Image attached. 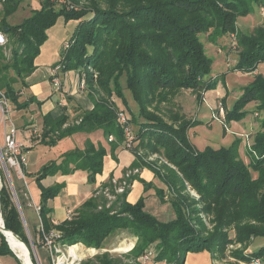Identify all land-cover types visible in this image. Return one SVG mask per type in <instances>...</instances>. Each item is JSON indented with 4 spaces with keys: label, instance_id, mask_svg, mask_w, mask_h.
I'll return each instance as SVG.
<instances>
[{
    "label": "trees",
    "instance_id": "1",
    "mask_svg": "<svg viewBox=\"0 0 264 264\" xmlns=\"http://www.w3.org/2000/svg\"><path fill=\"white\" fill-rule=\"evenodd\" d=\"M19 1H4V14L0 18V30L8 36L7 45L0 48V87L18 110L34 102L42 104L34 94L21 100L20 87L28 86L27 77L38 67L37 57L49 37V29L60 18L66 23L74 22L75 29L63 43L61 58L51 67L61 65L64 71L83 73L93 91L90 92L93 106L82 107L75 120H71L64 105L57 111L44 113L39 142L55 146L77 132L101 130L110 145L108 149L103 143L96 144L87 138L83 148L70 149L61 155L60 162L52 160L37 171L35 179L41 191L39 214L45 231L55 227L62 231V244L82 242L96 248L104 247V241L116 230L125 229L137 237L135 246L126 254L130 262L104 253L97 264H143L139 257L147 249L155 262L184 264L188 252L223 251L233 240L227 231L232 224L238 240L264 237V131L255 135L251 160L246 164L239 154L240 140L218 149L208 146L196 150L188 137L191 122L182 121L179 125L169 122L150 109L149 104L150 92L155 93L156 89L165 92L191 89L200 95L216 87L225 73L212 76L213 59L207 54L200 34L208 33L211 42H218L226 34L236 32L238 18L252 12L253 3L259 0H86L88 4L84 5H79L78 0H43L31 15L10 24L7 18L16 11ZM56 2L61 3L58 8ZM237 37L240 51L234 69L253 72L264 63V27L255 33H238ZM90 68L98 72L96 79ZM123 79L135 106L125 96ZM113 95L121 99L123 106L112 100ZM252 101H257L258 109L264 111L261 72L254 75L244 87L243 95L227 110L228 119L245 116L249 110L243 107ZM118 112L128 117L136 153L141 148L145 157L164 154L176 165V169L166 164L162 169L152 168L170 190L157 187L155 194L162 203H170L175 216L163 221L147 210L144 195L135 202L128 201V190L118 196L112 207L99 208L105 198L94 191L70 219L54 223L53 208L48 202L60 194L66 183L45 186L42 180L58 172L72 174L85 170L89 181L95 183L96 175L103 172L105 156L110 151L117 160L115 151L125 139ZM110 135L115 139L110 141ZM252 169L258 172L256 179ZM0 177L2 217L9 229L6 233L12 239L10 242L17 243L12 245L25 250L14 233L26 244L28 234L1 166ZM187 183L199 198L190 195ZM14 184L24 208L25 198ZM202 214L213 216L212 229ZM0 236V254H11L18 261L15 264H21L1 231ZM237 255L249 261L260 258L264 263V244L251 254Z\"/></svg>",
    "mask_w": 264,
    "mask_h": 264
},
{
    "label": "rangeland",
    "instance_id": "2",
    "mask_svg": "<svg viewBox=\"0 0 264 264\" xmlns=\"http://www.w3.org/2000/svg\"><path fill=\"white\" fill-rule=\"evenodd\" d=\"M4 1L0 0V18L4 14ZM78 1L79 5L88 4L86 0ZM42 2L43 0H20L16 11L8 16V22L10 24L21 22L24 18L31 15L34 8L40 7ZM56 3V7L58 8L61 3ZM75 26L76 24L74 22L70 21L66 23L63 18H60L57 23L49 29V37L41 47V52L37 57V66L39 67L38 76L41 78L36 76L27 81V87H20V89H22L20 93L22 96L21 100H25L32 94L36 97L38 96L36 95V91L33 87L35 88V86L40 83L41 88H44L45 92L49 93L45 95L47 96L46 98L42 96L43 94L41 95L40 98L43 99L40 101L44 100L42 104L38 105L37 102H34L28 105V107L18 110L16 109L14 103L9 100L11 112L7 116L6 121L9 126L10 120L16 124L18 129L17 138L21 141L23 140L24 145L26 144L24 151L27 158V164L31 169H34V167L38 168L40 165L42 167L43 165L50 163L52 160L60 162L62 157H59L62 154L59 155V152L62 151L66 145L64 142H59L55 146L50 147L39 143L36 148H33L32 151L29 152V154H26L28 150L27 146L35 139L41 138V134L43 132L42 122L43 112L45 110L43 105L46 101L45 99L50 98V100L55 103L57 108H60L62 104H65V102L66 104H69L71 108V110L69 109L71 120L77 119V116L83 110L82 107L86 108L90 105L93 106V97L91 96L93 93L90 94V92L93 91H91L89 85L87 86V81L83 73H80L77 70L64 71L63 69H60L54 75L52 74L51 69L49 70V73L47 72V68L50 67L49 65L61 58L63 43L71 37ZM261 27H264V0L254 2L253 11L238 18L237 31L226 34L220 38L218 42H211L209 40L208 33L200 34V38L204 42L207 54L213 59L212 76L225 73L221 76V79L216 87L207 91H202L200 95L191 89H177L170 90L168 92L156 89L155 93L150 92V109L156 110L167 121L178 125L182 123V121L191 122V127L188 128V137L190 143L196 150H204L208 146L218 149L221 146L231 144L233 140L237 139L240 140L239 154L241 158L246 164L250 163L251 147H253L255 142V135L260 131H264V127L262 125L264 111L258 109L257 101L249 102L243 107V109H247L249 111L240 119H228L227 110L232 108L239 97L243 95L244 87L254 79V75L256 73L261 72L264 75V63H261L258 69L253 72H243L241 70L234 69L238 62V52L240 51V46L237 44L238 33H255L256 30ZM5 52L7 55L10 54V50L7 48L5 49ZM89 70L93 73L94 79H96L98 77V72L92 68ZM42 74H45V76L43 75L42 77ZM83 81L85 82V86L82 88L79 82ZM122 85L124 87L125 96L129 100L128 102L133 105L131 98L132 94L127 88L126 81L124 79L122 80ZM94 86L95 88H98L96 81ZM96 94H100V92L97 91ZM60 97L62 99L59 100ZM112 100L123 106L121 99L116 95H113ZM77 105L81 108H77ZM4 122V116L0 114V149L6 156L3 138V130L5 129ZM134 128L136 130V127ZM25 137L27 139H25ZM123 143H125V139ZM135 146L136 145L132 147H125L134 154L135 164H130V166L125 169L123 176L120 179L111 175L107 181L100 184L99 187L94 190L97 195H103L105 198V201H102L103 203L101 202L102 204L99 205V208H102L103 206L107 208L112 207L114 202L118 199V196L123 194L126 190H128V194L131 192L133 183L136 180L142 183L144 188L143 192L153 189L156 193V188L160 187L159 184L163 185V187L160 188H164V190L168 192L170 191L167 184L158 175H156L152 168L155 166L162 169L164 164H166L168 167L176 169V165L168 161L164 154H150L145 157V155L143 156L141 148H139L140 151H138L137 154L134 151ZM112 157L115 159L113 155ZM35 161H37L36 164L34 163ZM0 166L4 169L1 160ZM24 166V176L10 165H8V169L14 187L15 182L17 186L20 187L25 198L24 208L22 206L21 207L26 224L24 223L22 216L21 219L28 234L29 244H27L34 252L33 260L36 264H84L85 262L97 264L99 258L104 253H108L116 260L120 259L124 262H130L131 258H129L126 254L135 246L137 237L128 230H116L104 241V247L102 248L88 247L82 242L72 245L62 244L60 241L62 231L60 229L54 227L50 231H45L39 214L40 208L38 210L37 206H33V208L26 209L28 203L33 204L27 189L28 183L32 189H35L37 186L39 187V185L36 179L32 180L29 172H26V164H24ZM165 170L168 171L167 168H165ZM149 171L153 174L154 180H148L144 177L143 173H147ZM252 175L253 178L256 179L258 177V172L252 169ZM50 176L48 177L50 178ZM110 180L111 183L109 184ZM49 182L50 181H47L46 184H49ZM1 187L2 180L0 177V189ZM187 191L192 197L199 198V194L192 189L188 183ZM61 196L64 197L63 194H60L52 199L60 201L62 198ZM14 200L16 202L15 196ZM147 202V210L157 215L163 221H168L175 216L172 207L171 209H168V205H166L167 202L163 204L157 195L151 196ZM75 213L76 211L73 212V210H68L66 219H70ZM202 216L204 217L207 226L212 229L213 223L210 220L213 219V216H206L204 214H202ZM227 231L233 240L226 244L223 251L218 250L215 253L210 252L212 258L216 261L215 264H264L262 263V260H260V262H257L258 259L249 261L241 259L237 255L241 252L245 255L251 254L252 251L257 250L264 244V237L252 236L246 241L238 240L234 224L228 227ZM32 232L34 234H32ZM52 232H54V234ZM50 234L53 236L51 243L52 250H50V246L46 243V236H49ZM13 252L20 260L21 264H23V261L16 254L14 249ZM146 252H149V249H147L145 253L139 257V260L142 261L143 264H156L157 262L154 261V257L144 261L145 259L143 257L146 255ZM16 262L18 261L15 256L11 254H0V264H15Z\"/></svg>",
    "mask_w": 264,
    "mask_h": 264
},
{
    "label": "crops",
    "instance_id": "3",
    "mask_svg": "<svg viewBox=\"0 0 264 264\" xmlns=\"http://www.w3.org/2000/svg\"><path fill=\"white\" fill-rule=\"evenodd\" d=\"M52 64H50L49 65L50 67L47 68L48 73H49V70L52 68L51 67ZM38 68L39 67H37L36 70L29 77H27V81L36 76L41 78L40 76H38V73H39ZM43 75L45 76V74H42V77ZM33 89L36 91V95H38L37 97L39 100L43 99V98H40L42 94H43L42 96L45 98L47 97L45 95L49 94L45 92L44 88L43 89L41 88L40 83L37 84L35 88L33 87ZM60 99L62 98L60 97L59 100ZM45 100L46 101L44 102V105H43L45 110L43 113H46L48 111H57L59 109L57 108V106H55V103L52 100H50V98L49 99L47 98ZM62 105H64L65 109H68L70 113L71 108L69 104H66L65 102V104H62ZM88 107L91 108L92 106L90 105ZM34 137H37V136H34ZM87 138H90L96 144L98 142H101L108 149L110 148V145L101 130H97L91 133L77 132L73 134L72 136L65 137L59 141L60 143L62 142L66 143L62 151L59 152V155L75 147L83 148L84 142ZM25 139L27 138L25 137ZM39 141L40 139L37 138L32 143H30L27 146V148H30V149L27 150L26 154H29V152H31L33 148H36L38 144L40 143ZM115 154L117 155L118 161L113 159L110 151L108 155L105 156L103 172L101 174L96 175L95 183H91L89 181L88 172L85 170H77L75 173H72V174L58 173L57 175L50 176V178L48 177L42 180V183L45 186L52 185V184H55L57 182H62V181H65L66 183L65 187L60 192V194H63L64 197L61 196L62 198L60 201H56V199H50L48 202L49 205L53 208L51 212V217L54 223H58V222L65 220L67 218L68 210H73V212L76 211L77 208L88 197H90L93 194L94 190L97 189L100 184L107 181L111 175H113L115 178H118V179H120L123 176L125 169L130 166L135 156L132 153V151L125 148V146L122 143L117 147ZM59 158H61V155ZM36 162L37 161H35L34 163L36 164ZM40 167L41 165L38 168L34 167V169H31L29 168L28 164H26L25 170L26 172H29L30 177L32 178V180H34L37 175V171L39 170ZM143 175L148 180H151V179L154 180L153 174L150 173V171L147 173L144 172ZM25 178L27 179L26 176ZM47 181H50L49 184H46ZM159 186L163 187V185L161 184H159ZM27 189H28V192L31 198V202L33 204L28 203V206L26 209L33 208V206L34 207L38 206L40 202V193H41L39 187L37 186L35 189H32V187L28 183ZM143 190L144 188H143L142 183L136 180L133 183L131 192L128 194V200L131 202H135L143 194L146 197V208H148L147 200L150 199L151 196L156 195V194L153 189L149 191H144V192ZM166 205H168V209L169 208L171 209V205L169 202H167ZM184 262H185L184 264H215L216 263V261L212 258L211 253L206 250L199 251V252H188ZM156 264H168V263L166 261H160V262H157Z\"/></svg>",
    "mask_w": 264,
    "mask_h": 264
},
{
    "label": "built area",
    "instance_id": "4",
    "mask_svg": "<svg viewBox=\"0 0 264 264\" xmlns=\"http://www.w3.org/2000/svg\"><path fill=\"white\" fill-rule=\"evenodd\" d=\"M4 1V0H2ZM8 43V36L3 31L0 30V48H4ZM60 69H63V66L56 65L51 68L52 74H56ZM80 86L83 88L85 86V82H79ZM11 112V107L9 104V98L5 94L4 90L0 87V114L4 116L5 122L4 126L5 129L3 130V138H4V147L6 149V156L3 153V151L0 149V153L3 155L4 159L6 160L7 165H10L11 167L15 168L19 173H22L24 176V164H27V158L25 155V145L23 141L19 140L17 138V126L14 122L11 120L10 126L7 124V116ZM119 114V120L124 125V136H125V147H132L134 146V135L132 133V129L128 124V117L124 112H118ZM115 137L113 135L109 136V140H114ZM40 206H37V209L39 210ZM54 234V232H52ZM53 236L50 234L49 236H46V243L50 246V250H52V243ZM152 252H146V255L143 257L145 260L151 258ZM258 259L257 262H260L261 259ZM254 259V260H255ZM252 260V261H254Z\"/></svg>",
    "mask_w": 264,
    "mask_h": 264
},
{
    "label": "water",
    "instance_id": "5",
    "mask_svg": "<svg viewBox=\"0 0 264 264\" xmlns=\"http://www.w3.org/2000/svg\"><path fill=\"white\" fill-rule=\"evenodd\" d=\"M7 29V27L5 28V30ZM0 160H1V162H2V164H3V167H4V170H5V174H6V176H7V178H8V181H9V185H10V187H11V190H12V192H13V194H14V196H15V199H16V203H17V207H18V209H19V212H20V214H21V216H22V219H23V221H24V223H25V219H24V214H23V210H22V207H21V205H20V202H19V200H18V198H17V195H16V191H15V187H14V185H13V182H12V180H11V177H10V174H9V169H8V165H7V163H6V160L4 159V157H3V155L0 153ZM1 221H2V224H1ZM26 224V223H25ZM4 230H6V231H8L9 229L8 228H6L5 227V224H4V220H3V217H2V204H1V199H0V231L2 232V234L5 236V234H4ZM10 231H12V230H10ZM13 232V231H12ZM14 233V232H13ZM18 238H20L22 241H24L19 235H17L16 233H14ZM25 242V241H24ZM26 243V242H25ZM32 245V244H31ZM32 247L34 248V246L32 245ZM11 249H12V247H10ZM30 248V247H29ZM30 253H31V255L33 256V251L30 249Z\"/></svg>",
    "mask_w": 264,
    "mask_h": 264
},
{
    "label": "bare ground",
    "instance_id": "6",
    "mask_svg": "<svg viewBox=\"0 0 264 264\" xmlns=\"http://www.w3.org/2000/svg\"><path fill=\"white\" fill-rule=\"evenodd\" d=\"M1 224H2V221H1ZM4 234H5V237H6V240H7V242H8V244H10V247H12V249H14L15 251H16V254L21 258V260L23 261V264H36V262H34V260H33V256L31 255V253H30V248H29V246L24 242V241H22L20 238V241H21V243H22V245H23V247L25 248V250L24 249H22V248H19V247H17V246H15V245H12V244H17V243H13V242H10V240H12V239H10L9 237H8V235H7V233H6V230H4ZM18 245H20V244H18ZM21 245V246H22ZM123 249V248H122ZM86 253V252H85ZM77 257V256H76Z\"/></svg>",
    "mask_w": 264,
    "mask_h": 264
}]
</instances>
